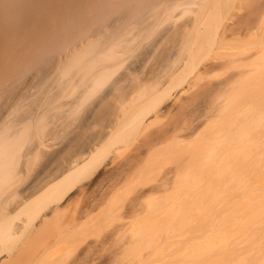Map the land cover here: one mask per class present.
Masks as SVG:
<instances>
[{
	"label": "bare ground",
	"instance_id": "bare-ground-1",
	"mask_svg": "<svg viewBox=\"0 0 264 264\" xmlns=\"http://www.w3.org/2000/svg\"><path fill=\"white\" fill-rule=\"evenodd\" d=\"M262 69L264 0H0V264H91L109 240L105 264L262 254L264 190L208 231L264 174ZM113 179L103 220L79 209ZM143 206L164 220L105 233Z\"/></svg>",
	"mask_w": 264,
	"mask_h": 264
},
{
	"label": "rangeland",
	"instance_id": "rangeland-1",
	"mask_svg": "<svg viewBox=\"0 0 264 264\" xmlns=\"http://www.w3.org/2000/svg\"><path fill=\"white\" fill-rule=\"evenodd\" d=\"M262 73H264V69H262V71H261V73L260 74H262ZM264 75V74H263ZM264 173V172H263ZM263 176H264V174H263ZM262 176V178H264ZM262 178H260L261 179V182H262ZM116 181H115V179H113V180H111V181H106V182H104L88 199H86V200H83V202L81 201L80 203H78L77 205H79L78 207H79V209H81V208H85L84 210H86V211H88V212H92L93 211V213H92V215L95 217H97L98 219L100 218V215H101V213H102V215L101 216H103V217H101V219L103 220L104 219V217H105V215L103 214V210L105 209L104 207L105 206H103L102 204H104L105 202H107L106 200H108L107 199V194H108V189L109 188H111L113 185H115L116 183H115ZM260 182V181H259ZM260 182V183H261ZM256 183V184H255ZM260 183H258L256 180H255V182H254V184L253 183H251V185H250V187H249V189H251V190H249L248 192L251 194V195H248V196H250V197H248L247 199H244L245 197H246V195L247 194H249L248 192H247V194L246 193H244L243 191H242V189H240L241 191H239V189H238V187H235V189H238V190H236V192L234 191V190H231L229 193H227V195H226V199L227 200H225L224 202H226V203H230V201H231V205H229L228 207H226V206H224L225 208H223L222 206L224 205V202L221 204V205H219V206H216L215 207V203H214V201H217V199H215V200H213V203H214V206H211L212 207V209H213V211H214V216L215 217H212L211 219H210V223L208 224V226H210V225H212V223H214L213 225H214V227H215V225H218V224H220L221 226H222V224H221V222H223L221 219L222 218H226L227 216L228 217H231L232 216V214L234 215L236 212H238V215H240V214H242V215H244L243 217H244V221L245 222H247V220L249 221V219H250V215L249 214H247V213H250V210L252 211V209H250V206H248L250 203H251V201L253 200L254 202L253 203H255V204H257L258 203V200H256L255 199V197L256 198H258L259 196H260V194H262V192H260V191H263L264 190V181L262 182V184H260ZM259 184V185H258ZM231 184H228L227 186L229 187ZM253 185V186H252ZM258 185V186H257ZM254 186H256V188L254 187ZM260 189V190H259ZM257 192H256V191ZM237 191H239V192H237ZM254 191V192H253ZM233 192V193H232ZM252 192V193H251ZM237 193V194H236ZM263 194H264V191H263ZM262 194V195H263ZM233 195V196H232ZM252 195H254V196H252ZM242 196V197H241ZM228 197H229V199H228ZM232 197V198H231ZM241 197V198H240ZM241 199V201H239L240 199ZM221 200L222 199H224V197H222V198H220ZM119 200V199H118ZM117 200V201H118ZM230 200V201H229ZM234 200V201H233ZM249 200H251L250 201V203L248 204V205H246L247 203H248V201ZM85 201V202H84ZM109 201V200H108ZM122 201V200H121ZM151 201V200H150ZM208 201H212V200H208ZM228 201V202H227ZM243 201H244V203H243ZM247 201V202H246ZM257 201V202H256ZM118 202H120V201H118ZM147 202H148V200H147ZM207 202V201H206ZM233 202V203H232ZM238 203V205H236L237 203ZM144 203H145V201H144ZM149 203V202H148ZM243 204V206H241ZM145 206L147 205V204H144ZM103 206V207H102ZM145 206H143L144 207V209L145 210H143V212L144 211H146V212H144L143 214H142V212H141V214H139V213H135V211L134 210H129V208H130V206H128L126 209H123L124 211H122L123 213L120 215V217H119V219L117 220V221H114V224H113V227L111 228V229H107L106 230V232L105 233H107V234H112L113 233V230L114 229H117L118 230V233L116 234L117 236L118 235H120V234H122V233H124L125 232V230H127V228H131L128 232H134L136 229H138V228H140V226L142 225V226H145V225H143V223L145 222V220H146V222L144 223V224H147V221L149 220V221H151L150 219H151V217L153 216V219L154 218H156V216L157 217H159L158 215H155L156 213H157V211L155 212V211H153V212H149V211H152L151 210V208L149 209V207L147 208V207H145ZM246 206V207H245ZM142 207V208H143ZM217 207H218V210H217ZM231 207V208H230ZM234 207H235V209H234ZM249 207V208H248ZM109 208V206H106V209L104 210L106 213H108L109 211H110V208ZM146 208L147 209H149L148 211L146 210ZM230 208V209H229ZM242 208V209H241ZM248 210H247V209ZM252 208V207H251ZM103 209V210H102ZM204 207H202V210L204 211ZM216 209V210H215ZM222 209V210H221ZM230 210V211H228V210ZM250 209V210H249ZM255 209H257V211H259L260 210V208L259 207H255ZM259 209V210H258ZM140 210V209H139ZM141 210V211H142ZM231 210H232V212H231ZM234 210L236 211L235 213H233L234 212ZM240 212H239V211ZM108 211V212H107ZM196 211V210H195ZM104 212V213H105ZM228 212V213H227ZM231 212V213H230ZM243 212V213H242ZM121 213V212H120ZM152 214V216L150 217V215ZM153 213H155L154 215H155V217H154V215H153ZM162 214L161 212H158L157 214ZM165 213H167V212H165ZM163 214V215H165V217L167 218V214ZM197 213L199 214V212H197L196 211V213H194V217H195V219H198V217L197 216H199V217H202L201 215H197ZM223 213H225V214H223ZM159 214V215H160ZM200 214H202V213H200ZM216 214V215H215ZM218 214V215H217ZM219 214H220V216H219ZM227 214V216H225ZM247 214V215H246ZM197 215V216H196ZM242 215H240V216H242ZM122 216V217H121ZM148 216V218L150 217V219H142V218H146ZM218 216V218H216ZM197 217V218H196ZM219 217H222V218H219ZM249 217V218H248ZM137 218H140V219H137ZM161 218H162V220H164V217H159V220H161ZM216 218V219H215ZM217 219H219V222L217 221ZM138 220H140V221H144L142 224L140 223V221H138ZM155 220V219H154ZM214 220H216V221H214ZM157 221H158V219H157ZM157 221H155V223L157 222ZM214 221V222H213ZM221 221V222H220ZM243 221V223H245ZM162 222V221H161ZM139 223L141 224V225H139ZM149 223V225H150V223L151 222H148ZM155 223H153L152 222V224L154 225V226H157V228L161 225H157V223H159V221L155 224ZM216 223V224H215ZM243 223H241V224H236V225H234V226H236V227H231V228H229L230 227V225H228L227 226V228H223V229H220L217 233L219 234V235H224V234H226V232H227V230L229 229H231V230H234L235 231V233L237 232L236 231V229H239L240 228V226H242V224ZM152 224L150 225V226H147L148 228H150L151 226H152ZM220 225H218V226H220ZM217 226V227H218ZM239 226V227H238ZM146 227V228H147ZM161 227H162V225H161ZM161 227H159V228H161ZM219 228V227H218ZM221 228V227H220ZM233 228H235V229H233ZM261 228L262 229H264V223L261 225ZM212 229H213V227H211L210 226V229H208V231L209 232H212ZM87 230L88 231H93V232H89V233H91V234H93V237H96V236H98L100 233L94 228V229H90V227H88L87 228ZM194 228L191 230H188V231H186V232H188V234L186 233V235H179L178 237H181V238H176L177 240H178V242L179 243H181V242H185V240L187 241V240H189L188 238H192L193 236L196 238V236L198 235V232H199V230H194ZM195 232V233H190V232ZM198 231V232H197ZM222 231H224V232H222ZM209 232H205V234H204V232H199L200 234L197 236V239H195V241H197V243H203L205 240H206V238L208 237V236H210V234L211 233H209ZM228 232H230V231H228ZM259 233V235L261 234V236L260 237H262V239L263 240H261L260 242H263L264 241V231L263 230H260V232L259 231H254V232H252V233H256V234H258ZM261 232H263V233H261ZM104 233V234H105ZM222 233V234H221ZM240 233V234H239ZM239 233H236L235 235L237 236V237H241V236H239V235H242V237L239 239V242H241V240L243 241L244 240V238L246 237V236H244V238H243V235L244 234H246V231L243 233H241V232H239ZM104 234H102L101 235V237H100V240H102V237H103V235ZM190 234L192 235V237L190 236ZM194 234V235H193ZM202 234L204 235V237L202 236ZM239 234V235H238ZM202 236V238H201V236ZM208 235V236H207ZM252 235H254V234H251V237H252ZM183 237V238H182ZM185 237V238H184ZM193 237V238H194ZM198 237H199V239H198ZM204 238H205V240H204ZM243 238V239H242ZM180 240H181V242H180ZM201 240H203V241H201ZM231 241H234V239H232ZM230 241V242H231ZM174 242H176V240L174 241ZM178 242H176L177 244H178ZM111 243H112V241L111 240H109L106 244H105V246L104 247H99L98 245H99V243H95L94 245H97V246H95V247H93L89 252H88V257H89V260L91 259L92 260V263L91 264H105V263H107V260L109 259L107 256L108 255H110V251L108 250V248H110V246H111ZM231 243H233V244H231ZM231 243H229V244H231V245H229L228 247L230 248V249H232L231 247H235V244H234V242H231ZM264 243V242H263ZM240 244V243H239ZM233 245V246H232ZM240 246V247H239ZM238 248H243V249H247V246L245 245V243H244V245H242V244H240V245H238L237 246ZM164 248H165V252H170V251H172V250H174V248H176V246L173 248V247H170L171 248V250H169L168 248L169 247H167V249H166V246H164ZM164 248H162L163 249V251H161L162 253L164 252ZM173 248V249H172ZM263 248H264V246H263ZM149 250V249H148ZM148 250H145V252H149ZM90 253V254H89ZM264 253V250H263V252H262V254ZM241 254V255H240ZM237 253V255H240L241 257H240V259L242 258V260H243V258L247 261V264H249V263H251V264H264V254L262 255V254H255V255H252V257H249V255H247L246 253H245V251H244V253L242 254V253ZM215 255H217V251L214 253V256H213V254L212 255H210L208 258H210V259H207V261H206V263L208 264V261H210V263L209 264H214V263H216V261L215 260H218V259H216V258H219V257H215ZM245 256V257H244ZM255 257V258H254ZM108 258V259H107ZM246 258H248L249 260H247ZM251 258V259H250ZM261 259V260H260ZM171 260H174L173 258L171 259ZM250 260H252V261H250ZM255 260V261H254ZM212 261H214V263L212 262ZM248 261H250V262H248ZM257 261V262H256ZM91 262V261H90ZM90 262H89V264H90ZM108 262H109V260H108ZM160 262H162V261H158L157 263L158 264H161ZM253 262V263H252ZM261 262V263H260ZM157 263H155V264H157ZM229 264V263H228ZM230 264H235V263H233V262H231Z\"/></svg>",
	"mask_w": 264,
	"mask_h": 264
}]
</instances>
